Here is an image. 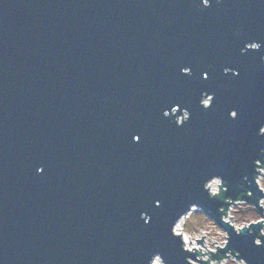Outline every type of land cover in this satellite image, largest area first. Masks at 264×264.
I'll list each match as a JSON object with an SVG mask.
<instances>
[{
    "label": "water",
    "instance_id": "water-1",
    "mask_svg": "<svg viewBox=\"0 0 264 264\" xmlns=\"http://www.w3.org/2000/svg\"><path fill=\"white\" fill-rule=\"evenodd\" d=\"M262 56L264 0H0V264H186L170 226L193 203L264 264L224 219L237 199L263 213L244 180L264 162Z\"/></svg>",
    "mask_w": 264,
    "mask_h": 264
},
{
    "label": "clouds",
    "instance_id": "clouds-1",
    "mask_svg": "<svg viewBox=\"0 0 264 264\" xmlns=\"http://www.w3.org/2000/svg\"><path fill=\"white\" fill-rule=\"evenodd\" d=\"M202 3L205 7L210 6V0H202ZM260 47L261 45L259 42L247 43L245 47L241 49V52L244 53L249 50H258ZM261 60L264 61V56L261 57ZM224 71L225 73H228L232 71V69L225 68ZM182 72L184 74H191L190 68L187 67L183 68ZM213 99L214 94L205 92L202 94L200 104L204 109H208L211 106ZM171 112L172 114H175L177 112V108L173 107L171 109ZM236 113V110H231L229 112V117L235 119L237 117ZM164 115L167 117L169 113L165 111ZM189 118L190 113L187 110H184L183 115L179 120H176V123L177 125H182ZM258 134L264 135V125H261L259 127ZM261 152L264 153V149H261ZM253 165L255 167V174L252 175L251 180L248 179V176H245L244 180L249 185H251L252 181L255 182V185L257 186L259 192L262 194L257 198L258 204L260 209L264 210V162H262L261 159H255L253 161ZM209 182H213L211 191H209ZM203 189L208 193L210 197L217 198L219 200H223L224 193L228 191L224 179L219 175H211L210 178H207L203 183ZM244 192H246L250 197L253 195V193L251 191H248L247 189H245ZM244 192L241 193V196L244 195ZM196 205L197 204L195 203L189 205V207L184 212L178 215V217L170 226V232L174 237L180 238L181 247L185 253H200V255H196L195 260L190 256H186V264H198V262L201 261L205 262V264H216V261L211 260L210 256L216 253L217 248L222 250L228 249L230 238L224 239L220 236L214 235L209 237L208 239H205L203 244H199L197 243V241L201 239V236L194 235L190 230L183 232H181L180 230L182 229L186 219L191 218V213L189 210L192 209L194 211ZM256 225H261V227L255 233H253L251 225L248 228H245L243 225H239V234H242V230L248 229L249 234L253 236V245L257 247H264V220L256 221ZM190 240L191 244L189 243ZM213 244H215V246H213ZM224 252L227 254L228 259L222 261V264H248V261L245 258H238L241 257V253L237 249L231 248ZM149 264H165V261L160 254H155L149 261Z\"/></svg>",
    "mask_w": 264,
    "mask_h": 264
},
{
    "label": "rangeland",
    "instance_id": "rangeland-1",
    "mask_svg": "<svg viewBox=\"0 0 264 264\" xmlns=\"http://www.w3.org/2000/svg\"><path fill=\"white\" fill-rule=\"evenodd\" d=\"M233 211L236 223H241L248 219H256L261 215V212L255 209L251 204H244L240 207H236ZM204 228H212V233L218 232V235L223 237L224 230L215 223V221L208 216L202 209L195 208L191 212V218L185 222L186 231L190 230L193 234H198ZM216 230V231H214Z\"/></svg>",
    "mask_w": 264,
    "mask_h": 264
},
{
    "label": "built area",
    "instance_id": "built-area-1",
    "mask_svg": "<svg viewBox=\"0 0 264 264\" xmlns=\"http://www.w3.org/2000/svg\"><path fill=\"white\" fill-rule=\"evenodd\" d=\"M212 185H213V182H209V190L211 191V187H212ZM235 201H239V202H237V203H234V202H231L230 204H229V207H228V209H227V215H225L224 214V219H226L227 221L229 220V222L231 223V224H234V227H235V229H237V230H239V225H249V223L250 222H254V221H257L258 219H262V218H264V210H263V213H261V215L262 216H260V217H258V218H256V219H248V220H245V221H243V222H241V223H236V221H235V218H234V214H233V211L235 210V209H237L236 207H240V206H242V205H244V204H251L255 209H257V210H259L254 204H252V203H249V202H247L246 200H244V199H237V200H235ZM192 212V209L190 210V213ZM230 215H233V218L232 217H230ZM187 220V219H186ZM263 220V219H262ZM186 222V221H185ZM181 230V232H183V231H186V229H185V223H184V225H183V227H182V229H180ZM212 228H204V229H202V231L201 232H199L198 234H194V235H198V236H201L202 237V234L203 233H205V235H203V241H202V243H204V240L205 239H208L209 237H211V236H219L218 235V232L216 231V230H214V231H216V233H212ZM225 232V231H224ZM226 234V232L224 233V235H223V237H221V238H224V239H227V234ZM189 243L191 244V240L189 241ZM197 243H199V244H201V242L200 241H197ZM213 246H215V244H213ZM197 255H200V253L199 254H197ZM210 259L211 260H213V261H216V264H222V261H224V260H227L228 259V257L227 256H222L219 260H218V258H212L211 256H210ZM198 264H202V262H198Z\"/></svg>",
    "mask_w": 264,
    "mask_h": 264
},
{
    "label": "snow or ice",
    "instance_id": "snow-or-ice-1",
    "mask_svg": "<svg viewBox=\"0 0 264 264\" xmlns=\"http://www.w3.org/2000/svg\"><path fill=\"white\" fill-rule=\"evenodd\" d=\"M186 74H188V73H186ZM236 115H238V113H236ZM135 139L136 140H139L140 137L139 136H136ZM159 204H160V202L157 201V206H159ZM143 219L145 220V222H148L150 218L148 216H145V217H143Z\"/></svg>",
    "mask_w": 264,
    "mask_h": 264
}]
</instances>
